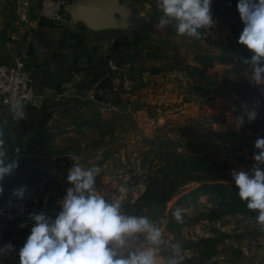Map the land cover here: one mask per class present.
<instances>
[{"label":"crops","instance_id":"obj_1","mask_svg":"<svg viewBox=\"0 0 264 264\" xmlns=\"http://www.w3.org/2000/svg\"><path fill=\"white\" fill-rule=\"evenodd\" d=\"M124 1L131 2V0ZM39 2L40 0H0V62H11L14 58H21L32 74V86L35 93L32 104L24 110L26 116L23 118L17 117L11 108L0 106V132L3 133L7 142L6 147L9 153L16 155L19 160L17 183L13 185L12 190L26 186L24 198L40 201L49 212L55 213L60 210L58 201L71 186L66 179L68 169L73 163L70 157L78 158L83 167L102 160L115 162L132 160L129 164L140 169L143 168V164L139 154H108L119 146L115 143L128 142V138L132 140V136L122 133L130 126L122 118L128 108L125 106L124 109L106 110V102L88 98V95L92 93L93 84L88 86L85 82L94 74L92 66H98L99 61L106 57L108 49L119 38V33L113 31L114 29L92 31L82 23L70 20L52 24L38 16ZM145 2L148 3L149 0ZM153 4L157 5V0ZM154 27L159 34L153 38L149 46L151 52L154 47H158L156 55L159 58L135 60L131 64L124 65L119 70H126L132 65L144 63L142 70L136 72V76L140 77V85H134L131 90L126 91L121 88L115 77L112 90L108 94L107 102L118 97L121 104L123 99L133 102L136 99L142 101L133 108V115H139L147 105L165 99L172 103L173 101L178 103L179 99L183 103L181 96L173 92L172 86L169 88L171 91L167 92L146 87L148 85L145 81L174 76L179 83L181 81L188 83L192 75L181 70V62L174 60L175 51L171 52V56L167 52L170 49L176 50L174 36L193 40V42L201 40L200 38L205 41L206 38L203 36L204 29H201V37L195 39L176 34L171 26L161 28L159 23H156ZM125 31L127 30L124 29L123 32ZM194 50L202 49L199 45H195L191 49L192 53ZM158 62L160 64H157ZM166 63H170L168 69L158 68L159 65ZM150 66L153 68L148 70L147 67L150 68ZM123 72L126 73L124 70ZM131 77H134V74H131ZM220 80V89L227 88V91L222 90L216 93L219 97L227 95L241 102L250 93L249 80L244 87L242 80L238 77L237 68L222 71ZM117 85L118 92L115 90ZM192 93L197 97L206 94L202 91ZM191 96L193 95L187 93L185 99ZM187 105L190 104L184 102L182 105L184 108L178 107L180 111L174 113V116L181 117L180 113H187L184 110ZM86 106L94 108L96 106L101 111L100 118H102H99V121L100 123L102 121V124L95 120L93 126H87L85 122L88 120L87 115L82 112ZM242 107L249 111L254 109L247 105ZM232 108L235 109L236 106ZM231 109L223 110L224 115H229L227 117L230 118L234 111L240 112L239 107L238 110L233 109V112H230ZM231 122L233 124V121ZM233 125L235 133L231 136L232 140L228 139L226 142H232L231 144L237 147L236 151L239 153L251 150L254 147L252 143L255 141L251 136V130L247 128L243 134L241 127H238L237 131L236 124ZM139 172L133 169H121V178L117 181H112L107 175L98 177L96 178L97 190L106 196L109 191L118 186L117 197L111 198L110 201L121 206L127 202H133L143 192L144 186L139 185V182L133 185L132 178L129 182L127 180L134 173L138 176ZM138 179L139 177H136L135 180L138 181ZM12 190L10 198L14 197ZM1 219L0 216V221ZM26 231L31 230L22 224L7 222L0 233L4 239L21 245L29 235ZM5 256L8 254L0 252V264L2 257Z\"/></svg>","mask_w":264,"mask_h":264},{"label":"rangeland","instance_id":"obj_2","mask_svg":"<svg viewBox=\"0 0 264 264\" xmlns=\"http://www.w3.org/2000/svg\"><path fill=\"white\" fill-rule=\"evenodd\" d=\"M151 2L152 0H149L148 4ZM129 3L134 5L136 10H139L136 12L141 15H143V11L146 8L148 9L146 2L139 9L137 4L130 1ZM236 14L238 16L230 15L228 20L213 18L215 25L210 29H204L203 36L217 38L227 33L229 23L232 21L237 19L240 23H243L238 10ZM174 39L176 50L170 49L167 54L171 56V52L175 51L174 60L181 62V70L185 71L188 75H192V78L190 77L189 79L190 81L188 83H184L183 81L179 83L176 79L177 77L166 76V78L156 77L159 79L158 82L155 79L146 80L145 82L148 85L146 87L166 90L167 92L171 91L169 88L172 86L173 92L181 96L183 103L190 104L184 109L187 113H180L181 117L174 116V113L180 111L178 107L184 108L182 107L183 103L181 100L177 98L178 103L176 101L172 103V101L165 99L158 103L154 102L147 105L139 115H133V108L138 105V102L142 101H137L136 99L133 102L132 100L123 99V104L127 106L128 111L121 117L130 126L129 129H126L122 133L132 136V140L128 138V142H123L122 144L120 142L115 143L119 146L114 149L115 152L113 150V152L110 151L108 154H139V159L141 158L140 161L143 164L142 171L138 176L134 173L127 182L132 178L133 185L139 182V185L142 184L144 188L147 185H151L155 178L159 176H163L164 178L165 172L162 169L165 164L164 162H170L176 153H206L208 155L207 160L210 166V174L221 176L227 182L234 181L230 174L231 171L233 169L249 170L254 163L252 159L253 153L258 150L253 147L251 150H246L245 153H239L236 151L237 147L231 144L232 142L226 141L230 140L231 136L235 133L234 123L236 124L237 131L238 127H241L240 130L243 134L249 128L254 140L258 137H264V127L260 124L250 127L251 121L249 123L247 118L249 109H243L242 107L247 105L254 108V96L264 98V85L250 82V75L248 84L250 93L243 101L231 99L227 95L219 97L216 93L222 90L227 91V88L220 89L219 87L221 84L220 73L222 71H218L217 74L213 75L215 71L208 69L203 78L199 77L194 69L198 62L194 60V53L191 51L195 45H199V48L202 50L214 52L215 50L212 46L206 45V40L204 41L202 38L194 42L193 40L182 39L178 36H174ZM157 64L160 63L158 62ZM169 64L159 65L158 68L168 69ZM143 66L144 63L142 65H132L126 70L123 69L126 72L133 71L131 74H134L135 78L132 77L131 79L136 82L135 86L140 85V77L136 76V72L142 70ZM151 68L153 67H147L148 70H151ZM116 87L115 90L118 92V85ZM191 91L195 93L202 91L206 94L202 97H197ZM187 93L193 96L185 99ZM235 106V109L232 108ZM238 107L240 112L237 111L235 113L234 111L235 114L230 115V118L227 117L229 115L225 116L223 113L225 109L232 108L230 112H233V109L238 110ZM82 112L87 115L86 118L88 120H96L97 123L102 124V121L101 123L99 121L101 111L96 106L95 108L86 106ZM241 116L244 118L242 126L238 122V118ZM135 119L138 120L135 121ZM231 121H233V124ZM252 146H254V143H252ZM136 177H139L138 181L135 180ZM165 180H167L166 176ZM174 183L175 185L177 183V190L169 200L151 203L147 207H141L139 212V214L147 216L154 223H157V226L161 229L162 239L156 248L157 260L160 263L173 259L179 260L181 256L190 257L195 262L198 261V247L195 246V240L190 237L189 231L199 230L203 235H222L215 246L214 254L208 259L203 260V264H264V226L260 225L256 220L258 213L247 217L237 213L225 212L218 205V199L214 194L199 195L193 202L183 201L181 199L182 194L192 188L195 183L189 180ZM135 201L136 199L133 202L120 205L121 211L125 214L138 215L135 213L133 205ZM177 209L181 211L182 222H178L172 215ZM217 223L218 225H216ZM26 232L30 234V231ZM147 244L148 242L144 239V236L140 235L138 241L132 244L131 247L139 248ZM18 245L19 248L15 252L2 257L1 264H19L18 252L23 244ZM236 248L242 252L239 259L234 255L233 250Z\"/></svg>","mask_w":264,"mask_h":264},{"label":"clouds","instance_id":"obj_3","mask_svg":"<svg viewBox=\"0 0 264 264\" xmlns=\"http://www.w3.org/2000/svg\"><path fill=\"white\" fill-rule=\"evenodd\" d=\"M157 7L162 13L159 26H171L180 36L199 39L201 29L215 25L211 0H157ZM237 10L244 25L238 43L253 52L250 58H241L242 62L250 68V82L264 85V0H238ZM11 110L19 118L26 116L19 102L13 103ZM257 114L254 109L247 112L248 120ZM238 122L243 125V116ZM6 143L0 132V195L4 193L3 181L19 166L18 157L12 158ZM254 147L258 151L253 153L252 167L247 171L233 169L230 174L238 187L237 196L248 209L258 212L256 220L264 226V137H258ZM70 159L73 163L66 179L71 186L58 201L60 211L54 218L44 211L29 213L34 223L19 249V264H160L156 248L162 232L157 223L144 215L122 212L120 204L97 190L100 169L85 168L78 158ZM26 191V186H20L12 195L23 199ZM172 215L182 222L179 209ZM140 235L148 244L131 247Z\"/></svg>","mask_w":264,"mask_h":264},{"label":"trees","instance_id":"obj_4","mask_svg":"<svg viewBox=\"0 0 264 264\" xmlns=\"http://www.w3.org/2000/svg\"><path fill=\"white\" fill-rule=\"evenodd\" d=\"M71 1V0H65ZM153 1L148 4V9L143 11V15L136 12V17L139 21L136 25L124 29H114L119 33V38L114 41L112 47L108 49V53L104 59L99 61L98 66H92L94 74L89 79H86V85H92V94L96 100L108 101V94L112 90L114 78L119 76L123 70H119L126 64H131L135 60L159 58L156 55L158 47H154L150 51V42L159 33L154 27L158 23L162 15L159 8L153 4ZM137 4L138 9L143 7L144 0H131ZM238 0H211V11L213 18L217 20L228 19L230 15H236ZM139 11V10H136ZM243 23L237 19L230 23L228 32L217 38L206 37V43L215 50H194V60L198 62L195 66V71L199 77L203 78L206 70L211 69L217 74L218 71H226L231 68H237L238 77L242 80L244 87L251 75L249 66L242 62L241 58H250L253 52L245 45L238 43L239 35L243 29ZM202 32V30H201ZM153 47V46H151ZM111 59L113 64L107 65V60ZM117 72V73H115ZM125 73V72H124ZM125 75L131 77L130 71ZM111 103L118 105L120 109H124L125 104H121L118 98L111 100ZM28 106L24 109L27 110ZM87 126H93L95 121L86 120ZM12 158H17L12 154ZM208 155L205 154H182L176 153L172 160L168 163L164 162L163 171L165 176H159L154 179L151 185L145 186L143 192L134 202L135 213L138 215L141 207H147L154 202L167 201L176 193L177 183L174 182L189 180L195 183L187 192L182 194V200L193 202L199 195L214 194L218 199V205L228 213H237L242 216L251 217L258 212L250 210L246 206V202L242 201L238 196V187L234 181L227 182L221 176L211 175L210 166L208 163ZM19 168V166H18ZM18 168L14 174L8 176L3 181L4 193L0 195V201L10 198L13 185L17 183L16 175ZM176 179H178L176 181ZM22 200L32 201L23 198ZM222 235L200 237L195 240V246L198 247V261H194L190 257L181 256L177 264H203V260L208 259L214 254L215 246ZM234 255L240 258L241 251L236 248ZM160 264H167L160 263ZM218 264V263H214Z\"/></svg>","mask_w":264,"mask_h":264},{"label":"built area","instance_id":"obj_5","mask_svg":"<svg viewBox=\"0 0 264 264\" xmlns=\"http://www.w3.org/2000/svg\"><path fill=\"white\" fill-rule=\"evenodd\" d=\"M66 3L65 0H40L38 8V16L52 24H60L62 22L68 21L66 13L63 11L62 7ZM113 64L111 59L107 60V65L111 66ZM117 82L120 84L121 88L128 91L131 90L135 83L132 79L128 78L124 72H122L116 78ZM157 82L159 79H156ZM33 79L32 74L29 69L24 65L21 58H14L11 62H0V106L11 108L13 103L19 102L22 104L23 109L32 104L35 93L33 90ZM90 100L95 99L93 94L88 95ZM254 110L258 113L256 118L251 121L250 127L261 125L264 127V98L260 96H254L253 99ZM127 107V106H126ZM106 110L119 109L118 105H114L111 102L105 103ZM250 123V121H249ZM228 145L227 143H225ZM9 152V151H8ZM129 162H131L129 160ZM128 160H120L119 162L102 160L98 162H93L88 167H98L100 173L97 176L101 177L103 175L110 176L112 181H117L121 178V169H133L142 171V168L130 165ZM118 186L114 190L108 192L105 196L106 199L111 200L113 197H117ZM44 211L48 216L54 218L55 215L60 211L55 213L49 212L46 207L40 201H26L22 199H17L16 197L9 198L7 200L0 201V230L4 227L7 222L22 224L29 230L33 226L34 221L29 219V213ZM218 225V223L216 224ZM190 237L197 240L200 237H207L208 235L202 234L199 230L189 231ZM19 248L18 244L13 241L4 239L0 233V252L3 254H10L15 252ZM241 251V250H240ZM242 253V252H241Z\"/></svg>","mask_w":264,"mask_h":264},{"label":"water","instance_id":"obj_6","mask_svg":"<svg viewBox=\"0 0 264 264\" xmlns=\"http://www.w3.org/2000/svg\"><path fill=\"white\" fill-rule=\"evenodd\" d=\"M71 22L92 31L127 29L136 25V7L124 0H71L62 7Z\"/></svg>","mask_w":264,"mask_h":264}]
</instances>
